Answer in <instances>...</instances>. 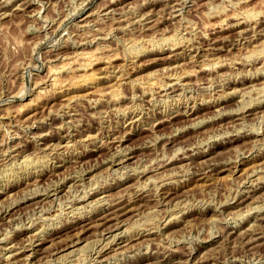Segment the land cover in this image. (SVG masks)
Here are the masks:
<instances>
[{
	"label": "rangeland",
	"instance_id": "374dc122",
	"mask_svg": "<svg viewBox=\"0 0 264 264\" xmlns=\"http://www.w3.org/2000/svg\"><path fill=\"white\" fill-rule=\"evenodd\" d=\"M263 49L264 0H0V264L35 235L19 264H264Z\"/></svg>",
	"mask_w": 264,
	"mask_h": 264
},
{
	"label": "bare ground",
	"instance_id": "6f19581e",
	"mask_svg": "<svg viewBox=\"0 0 264 264\" xmlns=\"http://www.w3.org/2000/svg\"><path fill=\"white\" fill-rule=\"evenodd\" d=\"M8 1V0H7ZM177 1V0H176ZM223 1V0H222ZM227 1V0H226ZM10 2V1H9ZM174 2V1H173ZM4 3H5V1H4ZM18 3V2H17ZM109 3V2H108ZM111 3V2H110ZM233 3V2H232ZM171 4V3H170ZM173 4V3H172ZM234 4V3H233ZM165 6V5H164ZM22 7V6H21ZM24 7V6H23ZM161 7V6H160ZM160 7H158V8H160ZM172 7V6H171ZM182 7V6H181ZM230 7V6H229ZM228 7V8H229ZM143 8V7H142ZM150 8V7H149ZM225 8V7H224ZM4 9V8H3ZM98 9V8H97ZM169 9V8H168ZM223 9V8H222ZM143 10V9H142ZM168 11V10H167ZM166 11V12H167ZM172 11V10H171ZM7 12V11H6ZM92 12V11H91ZM105 12V11H104ZM160 13V12H159ZM246 13V12H245ZM254 13V12H253ZM6 14V13H5ZM143 14V13H142ZM162 14V13H161ZM181 14V13H180ZM179 14V15H180ZM247 14V13H246ZM245 14V15H246ZM251 14V13H250ZM169 15V14H168ZM167 15V16H168ZM232 15V14H231ZM230 15V16H231ZM253 15V14H252ZM225 16H226V14H225ZM233 16V15H232ZM235 16V15H234ZM247 16V15H246ZM254 16V15H253ZM8 17V16H7ZM115 17H117V16H115ZM161 17V16H160ZM176 17V16H175ZM227 17V16H226ZM248 17V16H247ZM255 17V16H254ZM132 18V17H131ZM177 18V17H176ZM235 18V17H234ZM256 18V17H255ZM254 18V19H255ZM127 19V18H126ZM145 19V18H144ZM161 19V18H160ZM159 19V20H160ZM116 20V19H115ZM149 20V19H148ZM176 20V19H175ZM237 20V21H236ZM117 21V20H116ZM121 21V20H120ZM146 21V20H145ZM154 21V20H153ZM224 21V20H223ZM123 22H124V20H123ZM134 22V21H133ZM173 22V21H172ZM234 22H235V25H240V20H238V19H235L234 20ZM118 23V22H117ZM150 23V22H149ZM223 23V22H222ZM86 24H87V21H86ZM227 24V23H226ZM257 24V23H256ZM121 25H123V24H121ZM126 25V24H125ZM179 25V24H178ZM222 25V24H221ZM135 26V25H134ZM145 26V25H144ZM219 26V25H218ZM225 26V25H224ZM258 26V25H257ZM122 27V26H121ZM184 27V26H183ZM223 27V26H222ZM226 27H227V25H226ZM225 27V28H226ZM242 27V26H241ZM87 28V27H86ZM92 28V27H91ZM221 28V27H220ZM256 28V27H255ZM258 28V27H257ZM256 28V29H257ZM125 29V28H124ZM123 29V30H124ZM175 29H176V27H175ZM187 29V28H186ZM241 29V28H240ZM243 29V28H242ZM253 29V28H252ZM89 30H91V29H89ZM98 30V29H97ZM114 30V29H113ZM140 30H141V28H140ZM177 30V29H176ZM179 30V29H178ZM185 30V29H184ZM221 30V29H220ZM247 30V29H246ZM258 30V29H257ZM146 31V30H145ZM238 31V30H237ZM256 31V30H255ZM93 32H95V31H93ZM98 32V31H97ZM96 32V33H97ZM139 32V31H138ZM239 32H241L240 30H239ZM127 33V32H126ZM125 33V34H126ZM129 33V32H128ZM238 33V32H237ZM243 33V32H242ZM261 33V32H260ZM263 33V32H262ZM94 34V33H93ZM122 34H123V32H122ZM132 34V33H131ZM228 34V33H227ZM182 35V34H181ZM226 35V34H225ZM250 35V34H249ZM98 36V35H97ZM125 36V35H124ZM176 36V35H175ZM179 36V35H178ZM247 36V35H246ZM95 37V36H94ZM171 37H172V35H171ZM180 37V36H179ZM167 38V37H166ZM174 38V37H173ZM249 38V37H248ZM162 38H160V40H161ZM164 39H165V37H164ZM175 39V38H174ZM173 39V40H174ZM247 39V38H246ZM179 40V39H178ZM151 41V40H150ZM167 41H168V39H167ZM190 41V40H189ZM251 41V40H250ZM132 42V41H131ZM136 42V41H135ZM157 42V41H156ZM181 42V41H180ZM174 43H176V41L174 42ZM169 44H171V43H169ZM205 44V43H204ZM183 45V44H182ZM189 45V44H188ZM220 45V44H219ZM251 45H253V44H251ZM256 45H258V44H256ZM185 46V45H184ZM202 46V45H201ZM73 47V46H72ZM171 47V46H170ZM183 47V46H182ZM191 47V46H190ZM205 47V46H204ZM245 48V47H244ZM255 48V47H254ZM180 49V48H179ZM260 50H261V48H259ZM228 50V49H227ZM264 50V49H263ZM262 50V51H263ZM257 51V50H256ZM73 52H75V51H73ZM82 52V51H81ZM134 52V51H133ZM246 52H247V50H246ZM250 52V51H249ZM252 52V51H251ZM254 52V51H253ZM78 53V52H77ZM83 53V52H82ZM84 53H86V52H84ZM255 53V52H254ZM79 54H81V53H79ZM78 54V55H79ZM195 54V53H194ZM250 54V53H249ZM262 54V53H261ZM91 55V54H90ZM211 55H213V54H211ZM67 56V55H66ZM76 56V55H75ZM131 56H132V54H131ZM170 56L171 57H173V56H175L171 51H170ZM216 56V55H215ZM64 57V56H63ZM71 57V56H70ZM73 57V56H72ZM91 57V56H90ZM96 57V56H95ZM114 57V56H113ZM208 57V56H207ZM253 57H254V55H253ZM262 57V56H261ZM74 58V57H73ZM92 58V57H91ZM97 58V57H96ZM101 58V57H100ZM103 58V57H102ZM108 58V57H107ZM107 58H105V59H107ZM184 58V57H183ZM218 58V57H217ZM255 58V57H254ZM63 59V58H62ZM76 59L77 60H80V61H82L83 62V66H82V62L80 63V66H82L83 67V70H85L90 64H92V59H90V58H88L85 54H81V55H79V56H77L76 57ZM250 59V58H249ZM264 59V58H263ZM67 61H68V59H66ZM100 60V59H99ZM104 60V59H103ZM114 60H115V58H114ZM255 60V59H254ZM73 61H74V59H73ZM204 61V60H203ZM202 61V62H203ZM217 61V60H216ZM95 62V61H94ZM104 62V61H103ZM172 62V61H171ZM171 62H167V63H171ZM174 62V61H173ZM201 62V61H200ZM260 62V61H259ZM63 63V62H62ZM69 63V62H68ZM77 63V62H76ZM113 63V59L112 58H110V59H108L107 61H105V65L106 64H112ZM115 63V62H114ZM177 63V62H176ZM220 63V62H219ZM248 63V62H247ZM58 64V63H57ZM95 64V63H94ZM179 64V63H178ZM188 64V63H187ZM191 64V63H190ZM249 64V63H248ZM54 65V64H53ZM62 65V64H61ZM64 65V64H63ZM69 65V64H68ZM214 65H215V63H214ZM219 65H221V64H219ZM225 65V64H224ZM55 66V65H54ZM70 66H71V64H70ZM168 66V65H167ZM171 66V65H170ZM206 66H208V65H206ZM59 66H57L56 68H54V69H57ZM65 67V66H64ZM66 67H67V65H66ZM75 67V66H74ZM82 67H80V69L82 68ZM108 67V66H107ZM217 67V66H216ZM215 67V68H216ZM50 68H52V67H50ZM52 68V69H53ZM73 68V67H72ZM71 68V70H69V71H72L73 69ZM100 68H102V67H100ZM117 68H118V66H117ZM210 68H211V66H210ZM221 68V67H220ZM59 69V68H58ZM60 69H61V67H60ZM63 69V68H62ZM70 69V68H69ZM78 69V68H77ZM79 69V70H80ZM89 69V68H88ZM88 69H86V71L88 70ZM104 69V68H103ZM126 69V68H125ZM133 69V68H132ZM175 69V68H174ZM173 69V70H174ZM185 69V68H184ZM187 69V68H186ZM209 69V68H208ZM48 70H50V69H48ZM64 70V69H63ZM66 70V69H65ZM74 70H76L75 68H74ZM73 70V71H74ZM112 70V69H111ZM179 70V69H178ZM183 70V69H182ZM203 70H206V68L204 67V66H200L199 67V70L198 71H203ZM214 70V69H213ZM51 71V70H50ZM49 71V72H50ZM92 71H94V70H92ZM108 71V70H107ZM186 71V70H185ZM185 71H184V75H186V73H185ZM254 71V70H253ZM264 71V70H263ZM55 70L54 71H51L50 72V82H51V84H53V85H55V84H59V82L60 81H63V80H60L59 82H58V79H59V76H58V73H57V77H58V79L56 78V76H55ZM65 72V71H64ZM84 72V71H83ZM88 72V71H87ZM86 72V73H87ZM120 72V71H119ZM180 72V71H179ZM190 72V71H189ZM252 72V71H251ZM75 73V72H74ZM79 73V72H78ZM86 73H84V74H78V76H83V80L84 81H86V80H90V82H91V80L93 81V80H96V74L94 75V74H91V71H90V73L88 72L87 74ZM103 73V72H102ZM183 73V72H182ZM193 73V70L191 71V74ZM217 73V72H216ZM215 73V74H216ZM69 74V73H68ZM77 74V73H76ZM113 74V73H112ZM120 74V73H119ZM124 74V73H123ZM181 74V73H180ZM190 74V73H189ZM201 74V73H200ZM60 75V74H59ZM98 75V74H97ZM101 75V74H100ZM103 75H105V74H103ZM102 75V76H103ZM182 75V74H181ZM209 75V74H208ZM69 76V75H68ZM72 78H74V75H70ZM109 76V75H108ZM107 76V77H108ZM175 76V75H174ZM207 76V75H206ZM211 76V75H210ZM63 77V76H62ZM65 77H66V75H65ZM64 77V78H65ZM75 77H76V75H75ZM81 77H80V79H81ZM105 77V76H104ZM110 77V76H109ZM180 77V76H179ZM194 77V76H193ZM233 77V76H232ZM232 77H230V79L232 78ZM79 78V77H78ZM213 78V77H212ZM227 78V77H226ZM234 78V77H233ZM247 78V77H246ZM61 79V78H60ZM63 79V78H62ZM117 79H119V78H117ZM160 79V78H159ZM241 79V78H240ZM242 79H243V77H242ZM48 80V81H49ZM65 80H66V78H65ZM65 80H64V82H65ZM72 79H70V81H71ZM76 80H77V77H76ZM115 80V79H114ZM113 80V81H114ZM156 80V79H155ZM158 80V79H157ZM178 80V79H177ZM181 80V79H180ZM203 80H204V78H203ZM206 80V79H205ZM225 80V79H224ZM223 80V81H224ZM70 82L69 80H66V82ZM74 81V83H76V81L75 80H73ZM78 81H80V80H78ZM109 81V80H108ZM41 82V81H40ZM64 82H60V83H63L64 84ZM72 82V81H71ZM82 82V81H81ZM89 82V81H88ZM89 82V83H90ZM147 82H150V81H147ZM183 82V81H182ZM190 82V81H189ZM192 82H193V80H192ZM200 82V81H199ZM226 82V81H225ZM255 82V81H254ZM262 82V81H261ZM84 83V82H83ZM86 83V82H85ZM95 83V82H94ZM123 83V82H122ZM124 83H125V81H124ZM151 83V82H150ZM154 83V82H153ZM164 83V82H163ZM170 83V82H169ZM174 83V82H173ZM194 83H195V81H194ZM216 83V82H215ZM240 83H242V82H240ZM45 84V83H44ZM66 84V87L68 86L67 85V83H65ZM78 84V83H77ZM77 84H76V86H77ZM82 84V83H81ZM87 84V83H86ZM93 84V83H92ZM118 84V83H117ZM155 84V83H154ZM153 84V85H154ZM161 84V83H160ZM261 84V83H260ZM72 85V84H71ZM74 85V84H73ZM72 85V86H73ZM79 85V84H78ZM114 85V84H113ZM112 85V86H113ZM230 85V84H229ZM245 85H246V83H245ZM263 85H264V83H263ZM63 86V85H62ZM75 86V85H74ZM107 86V85H106ZM110 86V85H109ZM148 86H149V84H148ZM160 86V85H159ZM261 86V85H260ZM108 87V86H107ZM118 87V86H117ZM144 87V86H143ZM146 87V86H145ZM150 87H151V85H150ZM152 87H154V86H152ZM151 87V88H152ZM161 87V86H160ZM174 87V86H173ZM204 87V86H203ZM240 87V86H239ZM257 87V86H256ZM45 88V87H44ZM48 88V87H47ZM57 88V87H56ZM69 88H70V86H69ZM112 88H115V87H112ZM262 88V87H261ZM55 89V88H54ZM62 90L61 89V87L60 88H58V90ZM118 89V88H117ZM154 89V88H153ZM160 89H162V88H160ZM174 89V88H173ZM172 89V90H173ZM210 89V88H209ZM208 89V90H209ZM222 89V88H221ZM234 89V88H233ZM254 89V88H253ZM57 90V89H56ZM66 90V89H65ZM70 90V89H69ZM110 90H112V89H110ZM109 90V91H110ZM115 90V89H114ZM145 90V89H144ZM171 90V89H170ZM40 91V90H39ZM44 91V90H43ZM48 91V90H47ZM63 91V90H62ZM61 91V92H62ZM116 91V90H115ZM152 91V90H151ZM150 91V92H151ZM245 91V90H244ZM258 91V90H257ZM101 92V91H100ZM108 92V91H107ZM105 93V94H108V93ZM111 92V91H110ZM109 92V93H110ZM155 92V91H154ZM182 92V91H181ZM255 92V91H254ZM56 93V92H55ZM102 93V92H101ZM117 93H118V91H117ZM141 93V92H140ZM177 93V92H176ZM196 93V92H195ZM218 93V92H217ZM233 93V92H232ZM244 93V92H243ZM246 93V92H245ZM99 94V93H98ZM103 94V93H102ZM111 94V93H110ZM113 94V93H112ZM170 94H172V93H170ZM189 94V93H188ZM223 94V93H222ZM56 95V94H55ZM1 96V95H0ZM70 96V95H69ZM97 96V95H96ZM100 96V95H99ZM98 96V97H99ZM102 96H104V95H102ZM117 96V94H115V97ZM144 96V95H143ZM161 96V95H160ZM223 96V95H222ZM227 96V95H226ZM243 96V95H242ZM41 97H42V94H41ZM65 97V96H64ZM114 97V98H115ZM155 97V96H154ZM192 97V96H191ZM204 97H206V96H204ZM2 98V97H1ZM119 98V97H118ZM158 98V97H157ZM160 98V97H159ZM167 98V97H166ZM190 98V97H189ZM196 98V97H195ZM194 98V99H195ZM242 98V97H241ZM244 98V97H243ZM72 99V98H71ZM149 99V98H148ZM151 99V98H150ZM41 100V99H40ZM115 100V99H114ZM164 100V99H163ZM67 101H68V99H67ZM112 101V100H111ZM110 101V102H111ZM116 101V100H115ZM91 102V101H90ZM95 102V101H94ZM117 102V101H116ZM217 103V102H216ZM260 103V102H259ZM62 104H63V102H62ZM142 104V103H141ZM115 105V104H114ZM248 105V104H247ZM118 106V105H117ZM135 106V105H134ZM200 106V105H199ZM245 106V105H244ZM219 107V106H218ZM247 107V106H246ZM255 107V106H254ZM127 108V107H126ZM43 109V108H42ZM115 109V108H114ZM143 109V108H142ZM190 109V108H189ZM243 109V108H242ZM130 110V109H129ZM134 111V110H133ZM137 111V110H136ZM213 111V110H212ZM244 112V111H243ZM118 113V112H117ZM71 114V113H70ZM123 114V113H122ZM243 114V113H242ZM217 115V114H216ZM250 115V114H249ZM10 116V115H9ZM124 116V115H123ZM142 116V115H141ZM246 116V115H245ZM56 117V116H55ZM63 117V116H62ZM165 117V116H164ZM65 118V117H64ZM156 118V117H155ZM117 119V118H116ZM134 119V118H133ZM204 119V118H203ZM243 119V118H242ZM15 120V119H14ZM42 120V119H41ZM70 120V119H69ZM126 120V119H125ZM206 120V119H205ZM16 121H18V120H16ZM132 121V120H131ZM161 121V120H160ZM204 121V120H203ZM221 121V120H220ZM234 121V120H233ZM66 122V121H65ZM127 122V121H126ZM130 122V121H129ZM13 123V122H12ZM132 123V122H131ZM49 124V123H48ZM154 124V123H153ZM234 124V123H233ZM52 125V124H51ZM61 125V124H60ZM71 125V124H70ZM195 125V124H194ZM31 126V125H30ZM189 126V125H188ZM109 127V126H108ZM155 127V126H154ZM70 128V127H69ZM68 128V129H69ZM126 128V127H125ZM180 128V127H179ZM10 129V128H9ZM106 129V128H105ZM109 129V128H108ZM204 129V128H203ZM252 129V128H251ZM81 130V129H80ZM180 130V129H179ZM222 130V129H221ZM250 130V129H249ZM9 131V130H8ZM39 131V130H38ZM218 131V130H217ZM231 131V130H230ZM260 131V130H259ZM264 131V130H263ZM47 132V131H46ZM70 132V131H69ZM174 132V131H173ZM220 132V131H219ZM228 132V131H227ZM247 133V132H246ZM6 134V133H5ZM89 134V133H88ZM88 134H87V136H88ZM213 134V133H212ZM17 135V134H16ZM37 135V134H36ZM64 135V134H63ZM107 135V134H106ZM230 135V134H229ZM40 136V135H39ZM95 136V135H94ZM205 136V135H204ZM216 136V135H215ZM234 136V135H233ZM239 136V135H238ZM0 137H2V136H0ZM38 137V136H37ZM235 137V136H234ZM4 138V137H3ZM180 138V137H179ZM5 139V138H4ZM8 139V138H7ZM118 139V138H117ZM122 139V138H121ZM16 140V139H15ZM17 140H19V139H17ZM120 140V139H119ZM1 141V140H0ZM52 141V140H51ZM86 141V140H85ZM94 141V140H93ZM209 141V140H208ZM231 141H234V139H233V137L232 138H229V139H227V141H226V143H229V142H231ZM5 142V141H4ZM47 142V141H46ZM72 142V141H71ZM225 142V141H224ZM223 142V143H224ZM36 143V142H35ZM64 143V142H63ZM106 143V142H105ZM214 143V142H213ZM248 144V143H247ZM35 145V144H34ZM47 145V144H46ZM92 145V144H91ZM18 146V145H17ZM89 146V145H88ZM116 146V145H115ZM121 146V145H120ZM140 146V145H139ZM216 146V145H215ZM13 147V146H12ZM43 147V146H42ZM45 147V146H44ZM85 147V146H84ZM180 147V146H179ZM214 146H212L211 148H213ZM93 148V147H92ZM210 148V147H209ZM17 149V148H16ZM63 149V148H62ZM123 149H124V147H123ZM177 149V148H176ZM38 150V149H37ZM41 150V149H40ZM121 150V149H120ZM129 150V149H128ZM187 150V149H186ZM247 150V149H246ZM259 150V149H258ZM51 151V150H50ZM65 151V150H64ZM126 151V150H125ZM197 151V150H196ZM14 152V151H13ZM40 152V151H39ZM129 152V151H128ZM191 152V151H190ZM47 153V152H46ZM51 153V152H50ZM123 153V152H122ZM259 153V152H258ZM23 154V153H22ZM184 154V153H183ZM127 155V154H126ZM185 155V154H184ZM258 155V154H257ZM25 156V155H24ZM42 156V155H41ZM57 156V155H56ZM49 157V156H48ZM251 157H256V156H254V155H252ZM29 158V157H28ZM73 158V157H72ZM107 158V157H106ZM113 158V157H112ZM122 158V157H121ZM121 158H119L120 160H121ZM30 159V158H29ZM46 159V158H45ZM58 159V158H57ZM65 159V158H64ZM75 159V158H74ZM123 159V158H122ZM166 159H168V158H166ZM182 159V158H181ZM235 159V158H234ZM2 160V159H1ZM84 160V159H83ZM26 161V160H25ZM63 161V160H62ZM86 161V160H85ZM35 162V161H34ZM46 162H48V161H46ZM118 162V161H117ZM18 163V162H17ZM28 163V162H27ZM80 163V162H79ZM114 163V162H113ZM120 163V162H119ZM118 163V164H119ZM245 163V162H244ZM121 164V163H120ZM215 165V164H214ZM245 165V164H244ZM264 165V164H263ZM22 166V165H21ZM27 166V165H26ZM44 166V165H43ZM109 166H110V164H109ZM238 166V165H237ZM4 167V166H3ZM12 167V166H11ZM10 167V168H11ZM33 167V166H32ZM244 167H246V166H244ZM15 168V167H14ZM19 168V167H18ZM26 168V167H25ZM188 168V167H187ZM202 168H204V167H202ZM238 168V167H237ZM258 168H260V167H258ZM41 169V168H40ZM114 169V168H113ZM112 169V170H113ZM128 169V168H127ZM134 169V168H133ZM7 170V169H6ZM30 170V169H29ZM35 170V169H34ZM116 170V169H115ZM140 170H141V168H140ZM117 171V170H116ZM213 171V170H212ZM2 172V171H1ZM10 172V171H9ZM12 172H13V170H12ZM120 172V171H119ZM16 173V172H15ZM19 173V172H18ZM44 173V172H43ZM101 173V172H100ZM202 173V172H201ZM35 175V174H34ZM126 175V174H125ZM171 175V174H170ZM19 176V175H18ZM69 176V175H68ZM121 176V175H120ZM165 176H166V174H165ZM194 176V175H193ZM201 176H202V174H201ZM264 176V175H263ZM7 177H8V175H7ZM257 177H260V176H257ZM17 178V177H16ZM62 178V177H61ZM73 178V177H72ZM77 178V177H76ZM192 178H194V177H192ZM204 178V177H203ZM263 178V177H262ZM90 179V178H89ZM256 179V178H255ZM36 180V179H35ZM66 180V179H65ZM30 181V180H29ZM253 181V180H252ZM7 182V181H6ZM51 182V181H50ZM57 182V181H56ZM187 182V181H186ZM251 182V181H250ZM8 183V182H7ZM33 183V182H32ZM50 184V183H49ZM58 184V183H57ZM254 184V183H253ZM7 185V184H6ZM77 185V184H76ZM57 186V185H56ZM55 186V187H56ZM59 186V185H58ZM49 187V186H48ZM256 187V186H255ZM32 188V187H31ZM4 189V188H3ZM70 189V188H69ZM73 189V188H72ZM138 189V188H137ZM6 190V189H5ZM4 190V191H5ZM37 190H38V188H37ZM34 191V190H33ZM32 191V192H33ZM58 191V190H57ZM92 191H94V190H92ZM3 192V191H2ZM54 192V191H53ZM134 192V191H133ZM146 192V191H145ZM37 193V192H36ZM43 193V192H42ZM65 193V192H64ZM8 194V193H7ZM31 194V193H30ZM82 194V193H81ZM237 194V193H236ZM247 194V193H246ZM82 196V195H81ZM22 197V196H21ZM127 197V196H126ZM110 198V197H109ZM100 199H104V198H100ZM12 200V199H11ZM88 200V199H87ZM107 200V199H106ZM125 201L127 200V199H124ZM124 200H121L120 198H115V199H113V200H110L108 203L106 202V203H104L103 205H102V207L100 208V210L97 212V213H95L94 215H93V217H91V218H89V219H85L84 220V222H82V224H80L81 226H80V229L76 232L77 234L75 235V237L70 241V243H74L76 240H78L79 238H80V234H81V232L82 231H84L85 229H87V228H91V227H95V229H97V228H100V229H102V230H104V231H106V232H110V234L115 230V229H117L118 227H119V223L121 222L120 221V217L121 216H123L124 215V213H125V211L127 210V207L129 206V205H127V203L124 201ZM130 200V199H129ZM14 201V200H13ZM12 201V202H13ZM100 201V200H99ZM102 201V200H101ZM100 201V202H101ZM103 201H105V199L103 200ZM102 201V202H103ZM11 202V203H12ZM48 202V201H47ZM86 202V201H85ZM128 202V201H127ZM247 202V201H246ZM15 203V202H14ZM90 203V202H89ZM95 203V202H94ZM186 203V202H185ZM42 204V203H41ZM83 204V203H82ZM144 204V203H143ZM170 204V203H169ZM7 205V204H6ZM63 205V204H62ZM75 205V204H74ZM80 205V204H79ZM8 206V205H7ZM61 206V205H60ZM68 206V205H67ZM76 206V205H75ZM178 206V205H177ZM259 206V205H258ZM41 207H42V205H41ZM47 207V206H46ZM130 207V206H129ZM253 207V206H252ZM3 208V207H2ZM184 208V207H183ZM7 209V208H6ZM65 209V208H64ZM167 209V208H166ZM252 209V208H251ZM38 210V209H37ZM89 210V209H88ZM250 210V209H249ZM62 211V210H61ZM80 211V210H79ZM131 211V210H130ZM184 211V210H183ZM186 211V210H185ZM239 211V210H238ZM253 211V210H252ZM50 212V211H49ZM60 212V211H59ZM133 212V211H132ZM174 212V211H173ZM199 212V211H198ZM128 213H129V211H128ZM142 213V212H141ZM235 213V212H234ZM18 214V213H17ZM41 214V213H40ZM58 215V214H57ZM71 215V214H70ZM126 215V214H125ZM172 215V214H171ZM235 215V214H234ZM246 215V214H245ZM253 215V214H252ZM41 216V215H40ZM61 216V215H60ZM176 216V215H175ZM236 216V215H235ZM244 216V215H243ZM43 217V216H42ZM41 217V218H42ZM54 217V216H53ZM83 217V216H82ZM88 217V216H87ZM179 217H181V216H179ZM4 218V217H3ZM188 218V217H187ZM239 218V217H238ZM8 219V218H7ZM40 219V218H39ZM84 219V218H83ZM123 219V218H122ZM249 219V218H248ZM78 220V219H77ZM174 221V220H173ZM47 222V221H46ZM134 222V221H133ZM132 222V223H133ZM166 222V221H165ZM253 222V221H252ZM16 223V222H15ZM20 223V222H19ZM131 223V222H130ZM131 223V224H132ZM135 223V222H134ZM234 223V222H233ZM251 223V222H250ZM260 223V222H259ZM42 224V223H41ZM45 224V223H44ZM74 224V223H73ZM24 225V224H23ZM37 225V224H36ZM138 225V224H137ZM159 225V224H158ZM130 226V225H129ZM14 227V226H13ZM17 227V226H16ZM41 227H42V225H41ZM54 227V226H53ZM76 227V226H75ZM21 228V227H20ZM127 228V227H126ZM248 228V227H247ZM252 228V227H251ZM38 229V228H37ZM42 229V228H41ZM99 229V230H100ZM16 229H14V231H15ZM131 230V229H130ZM135 230V229H134ZM35 231H37V230H35ZM45 231V230H44ZM10 232V231H9ZM93 232V231H92ZM100 232H101V230H100ZM115 232H117V231H115ZM4 233V232H3ZM55 233H56V231H55ZM118 233V232H117ZM127 233H128V231H127ZM6 234H7V232H6ZM121 234V233H120ZM123 234V233H122ZM121 234V235H122ZM115 235H116V233L114 234V235H112L111 234V237L113 238V237H115ZM118 235V234H117ZM11 236V235H10ZM34 236V235H33ZM48 236H49V234H48ZM47 236V237H48ZM52 236V235H51ZM96 236V235H95ZM106 236V235H105ZM211 236V235H210ZM4 237V236H3ZM9 237V236H8ZM148 237V236H147ZM19 238V237H18ZM46 238V236L45 237H41V235H35L31 240H29V242H27L26 244H24V245H15V244H12V245H9L8 246V248H4V250H5V252H7L8 253V257L10 258V260H12V264H19V262L21 261V260H24V259H29V257H32V256H34V254H36L38 251H40V249L42 248V247H39V246H41L42 245V243H44V239ZM49 238V237H48ZM7 239V238H6ZM82 239V238H81ZM98 239H99V237H98ZM97 239V240H98ZM13 240V239H12ZM90 240V239H89ZM96 240V239H95ZM115 240V239H114ZM113 239H111V241H114ZM121 240V239H120ZM119 240V241H120ZM129 240V239H128ZM20 241V240H19ZM19 241H17V242H19ZM87 241V240H86ZM105 242H107L106 240H104ZM109 241H110V238H109ZM109 241H108V243H109ZM110 241V242H111ZM138 241V240H137ZM96 242V241H95ZM99 241H97V243H98ZM15 243H16V241H15ZM77 243V242H76ZM86 243V242H85ZM118 243V242H117ZM132 243V242H131ZM17 244V243H16ZM79 244V243H78ZM90 244V243H89ZM88 244V245H89ZM109 244H111V243H109ZM128 244V243H127ZM5 245V244H4ZM3 245V246H4ZM8 245V244H7ZM69 245V244H68ZM84 245V244H83ZM104 245V244H103ZM116 245V244H115ZM118 245H119V243H118ZM129 245V244H128ZM193 245V244H192ZM2 246V245H1ZM70 246V245H69ZM86 246V245H85ZM106 246H108V245H105L104 246V248L106 247ZM125 246V245H124ZM5 247H6V245H5ZM61 247V246H60ZM65 247V246H64ZM63 247V248H64ZM76 247H78V245L77 246H75L74 248H72V250H74ZM101 247H103V246H101ZM116 247V246H115ZM3 248V247H2ZM104 248H102V249H104ZM139 248H141V247H139ZM190 248V247H189ZM80 249V248H79ZM79 249H77L78 251H79ZM94 249V248H93ZM101 249V248H100ZM99 249V250H100ZM120 249V248H119ZM149 249V248H148ZM70 250V249H69ZM77 250H75V251H77ZM97 250V249H96ZM140 250V249H139ZM152 250V249H151ZM83 251V250H82ZM143 251V250H142ZM52 252V251H51ZM74 252V251H73ZM63 253V252H62ZM72 253V252H71ZM81 253V252H80ZM79 253V254H80ZM84 253V252H83ZM99 253V252H98ZM68 254V253H67ZM131 254V253H130ZM165 254V253H164ZM73 255V254H72ZM81 255V254H80ZM136 255V254H135ZM59 256H61V255H59ZM71 256V255H70ZM77 256V255H76ZM1 257H2V255H1ZM57 256H55V258H56ZM6 258V257H5ZM50 258V257H49ZM53 258V257H52ZM61 258V257H60ZM76 258V257H75ZM137 258V257H136ZM4 259V258H3ZM57 259V258H56ZM254 259V258H253ZM6 261V260H5ZM112 261H113V259H112ZM61 263H62V261H61ZM57 264V263H56ZM60 264V263H59ZM71 264V263H70ZM153 264V263H152Z\"/></svg>",
	"mask_w": 264,
	"mask_h": 264
}]
</instances>
